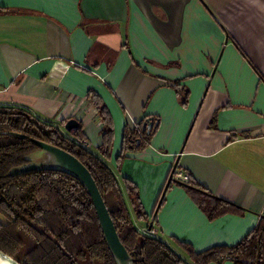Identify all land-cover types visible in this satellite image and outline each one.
<instances>
[{"label": "crops", "instance_id": "obj_1", "mask_svg": "<svg viewBox=\"0 0 264 264\" xmlns=\"http://www.w3.org/2000/svg\"><path fill=\"white\" fill-rule=\"evenodd\" d=\"M96 103L112 128L107 157ZM0 108L73 141L64 125L75 120L136 230L186 264L181 245L233 247L264 216V0H0ZM147 118L153 133L123 150L124 131ZM174 165L195 188L172 183L160 201ZM217 200L239 212L210 218L198 205Z\"/></svg>", "mask_w": 264, "mask_h": 264}, {"label": "trees", "instance_id": "obj_2", "mask_svg": "<svg viewBox=\"0 0 264 264\" xmlns=\"http://www.w3.org/2000/svg\"><path fill=\"white\" fill-rule=\"evenodd\" d=\"M96 105L104 122V144L99 151L102 157H107V138L112 128L102 107ZM148 119L154 124L157 122L156 119L147 118L124 131L123 150L140 146L153 133L158 124L148 133L142 131L143 123ZM74 132L73 141L28 112L0 108V217L4 220L0 222V251L19 264H115L104 242L91 199L76 179L55 171L8 176L13 168L26 164L25 158L38 150L30 142V139H35L66 151L90 172L118 237L134 260L133 264H186L165 244L142 236L136 230L114 174L102 161L81 147L83 138L77 129ZM6 133H15L17 136ZM172 171L173 168L160 201L170 184L179 183L174 180L169 182ZM122 183L137 218L146 220L137 188L127 179H123ZM183 186L195 188L191 179ZM159 204L152 216L156 214ZM214 204L216 206L208 212L206 207L198 203L210 218L239 212L233 205L220 200ZM28 241L29 248L24 250ZM181 246L194 264L221 263L224 260L232 264H264V216L233 247H214L196 254L187 245Z\"/></svg>", "mask_w": 264, "mask_h": 264}, {"label": "water", "instance_id": "obj_3", "mask_svg": "<svg viewBox=\"0 0 264 264\" xmlns=\"http://www.w3.org/2000/svg\"><path fill=\"white\" fill-rule=\"evenodd\" d=\"M157 124L158 122L154 124L151 119H148L143 123L142 131L148 133L149 130ZM79 126L80 125L75 120H69L65 123L64 129L70 133L78 129ZM6 134L17 136L15 133ZM30 142H32L38 150L25 158L26 164L13 168L8 176L15 177L30 172L55 171L65 173L76 179L85 188L91 199L104 242L115 264H133L134 260L121 243L103 197L86 167L78 159L62 149L35 139H30ZM174 168L175 167H173V169ZM170 180H172L171 176L169 182ZM154 219L155 214L152 216L149 223L150 228ZM0 260L6 261L9 264H19L16 260L1 251Z\"/></svg>", "mask_w": 264, "mask_h": 264}, {"label": "built area", "instance_id": "obj_4", "mask_svg": "<svg viewBox=\"0 0 264 264\" xmlns=\"http://www.w3.org/2000/svg\"><path fill=\"white\" fill-rule=\"evenodd\" d=\"M171 178H172V180L177 181L181 184H187L190 180V177L186 173H184L183 171H181L177 168L173 169V171L171 173ZM149 233L153 234L154 231L150 230Z\"/></svg>", "mask_w": 264, "mask_h": 264}, {"label": "rangeland", "instance_id": "obj_5", "mask_svg": "<svg viewBox=\"0 0 264 264\" xmlns=\"http://www.w3.org/2000/svg\"><path fill=\"white\" fill-rule=\"evenodd\" d=\"M0 222L1 223H3L4 222V220L0 217ZM29 241L27 242V244H26V246L24 247V250H26V249H28L29 248ZM24 250H22L20 253H22ZM187 261H189V259L187 260Z\"/></svg>", "mask_w": 264, "mask_h": 264}, {"label": "bare ground", "instance_id": "obj_6", "mask_svg": "<svg viewBox=\"0 0 264 264\" xmlns=\"http://www.w3.org/2000/svg\"><path fill=\"white\" fill-rule=\"evenodd\" d=\"M0 264H9V263L6 262V261H2V260H0Z\"/></svg>", "mask_w": 264, "mask_h": 264}]
</instances>
